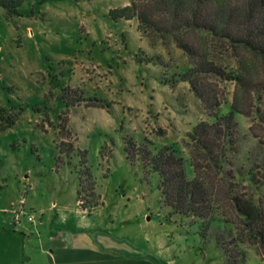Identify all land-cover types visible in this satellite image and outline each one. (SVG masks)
I'll return each mask as SVG.
<instances>
[{"label": "rangeland", "instance_id": "rangeland-1", "mask_svg": "<svg viewBox=\"0 0 264 264\" xmlns=\"http://www.w3.org/2000/svg\"><path fill=\"white\" fill-rule=\"evenodd\" d=\"M129 3L23 0L22 14L0 5V218L27 229L44 222L46 236L49 227L63 226L57 210L76 217L82 208L78 190L88 172L95 194L83 196L97 205L85 209L83 219L113 226L144 248L134 264H264L259 245L245 236L236 240L235 224H215L203 237L199 220L171 214L159 173L127 158L129 138L155 150L172 146L193 178L189 133L203 120L214 121V113L231 111L236 91V82L209 73L223 102L206 105L182 79L191 64L183 49L152 44L137 17L113 14ZM217 44L218 61L229 73L234 50ZM251 112L236 114L231 160L245 186L250 173L264 184V97L254 99ZM257 195L264 206V186Z\"/></svg>", "mask_w": 264, "mask_h": 264}, {"label": "trees", "instance_id": "trees-1", "mask_svg": "<svg viewBox=\"0 0 264 264\" xmlns=\"http://www.w3.org/2000/svg\"><path fill=\"white\" fill-rule=\"evenodd\" d=\"M22 2L0 0V5L10 14H22ZM112 12L119 18L137 17L141 31L152 44L161 40L166 47L175 44L183 49L191 57V64L182 79L191 83L206 105L223 102L215 95L209 73L236 82L231 111L214 113V121L203 120L189 133L193 178L188 176L185 158L172 146L155 150L129 138L125 152L132 162L140 160L147 171L159 173L158 186L164 202L172 208L171 214L199 220L203 237L213 225L231 223L240 230L238 242H245V236L264 251V206L257 195L263 181L250 173V184L245 186L236 180L231 161L236 153V114L251 117L254 99L261 101L264 97V0H130ZM216 42L234 50L229 73V68L218 61ZM251 129H255L254 123ZM81 181L79 204L91 209L97 202L88 204L83 195L86 191L95 194L93 177L86 172ZM222 237L218 234L216 240L227 252Z\"/></svg>", "mask_w": 264, "mask_h": 264}, {"label": "crops", "instance_id": "crops-1", "mask_svg": "<svg viewBox=\"0 0 264 264\" xmlns=\"http://www.w3.org/2000/svg\"><path fill=\"white\" fill-rule=\"evenodd\" d=\"M74 213L76 217L66 209L57 210L63 226L49 227L46 236L44 222L27 229L21 222L13 226L6 217L0 218V264H134L133 257L145 254L126 235L115 234L113 226L85 221V209L76 208Z\"/></svg>", "mask_w": 264, "mask_h": 264}, {"label": "built area", "instance_id": "built-area-1", "mask_svg": "<svg viewBox=\"0 0 264 264\" xmlns=\"http://www.w3.org/2000/svg\"><path fill=\"white\" fill-rule=\"evenodd\" d=\"M33 218H34L33 216H30V219H31V220H33Z\"/></svg>", "mask_w": 264, "mask_h": 264}]
</instances>
